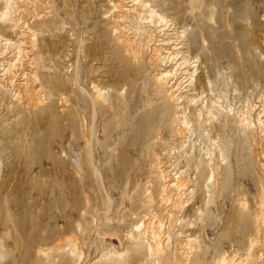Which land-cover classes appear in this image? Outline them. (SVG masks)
Returning <instances> with one entry per match:
<instances>
[{
    "label": "rangeland",
    "instance_id": "obj_1",
    "mask_svg": "<svg viewBox=\"0 0 264 264\" xmlns=\"http://www.w3.org/2000/svg\"><path fill=\"white\" fill-rule=\"evenodd\" d=\"M118 3L0 0L17 20L0 17V63H16L11 79L25 73L30 85L24 95L8 78L0 84V264H155L148 246L159 242V264H264V0H156L171 26L149 29L156 36L134 60L113 28ZM24 29L18 61L16 44L3 43ZM134 29L127 36L139 42ZM182 29L181 52L198 61L177 74L195 78L180 104L188 127L173 119L178 92L156 84L176 60L153 52ZM205 150L222 169L210 164L200 184L184 158ZM159 172L188 175L175 207L162 199Z\"/></svg>",
    "mask_w": 264,
    "mask_h": 264
},
{
    "label": "bare ground",
    "instance_id": "obj_2",
    "mask_svg": "<svg viewBox=\"0 0 264 264\" xmlns=\"http://www.w3.org/2000/svg\"><path fill=\"white\" fill-rule=\"evenodd\" d=\"M120 3H118V5L114 6V8H118L116 10L117 14H114V18H113V24H114V29H115V32H117L119 34V40H118V44L120 43L119 46H121L122 50L124 51V53L126 55H128L129 58H132L133 60L140 57V55L142 54V49L144 47H147V45L149 44L150 41H152L156 35L152 34L149 29H152L153 28V31L155 30H158V32H162L163 30H165L166 27H170L171 24L169 22V20H167V18L161 14L159 12L158 9H156L155 7V2L156 0H119ZM130 3V5H129ZM9 4L6 5L5 7V10L3 12L0 13V17H1V20L3 21H10V22H15L14 24L17 25V20L16 19H11V18H15V17H12L10 18V10H9ZM19 20V19H18ZM20 21V20H19ZM18 21V22H19ZM127 22L128 24L125 25L124 27L121 26L122 23H125ZM13 24V25H14ZM24 24V22H23ZM12 25V24H11ZM15 25V26H16ZM143 25V26H142ZM137 26V28H135ZM18 27V26H17ZM25 27V26H24ZM127 28V29H126ZM132 28L136 31H140L139 32V36L141 38L139 42H133L130 40V38L127 36V32L129 29L132 30ZM16 29V28H15ZM179 29V28H178ZM26 30H21L20 33H18V38L17 40L15 41H12L10 39H5V42L3 43L4 46L6 45L7 48L8 47H13V44H16L15 45V48L17 49V52H18V55H17V59L18 61L21 59L22 56L26 57V54H23L22 56L20 55L21 53H23L25 50L22 49L21 47H23V39H29L30 36L28 34H26L25 32ZM127 31V32H126ZM136 31V32H137ZM185 29H182L181 31H178V30H175V35H177L176 37V43L173 44L172 46L170 47H165L166 45H168V42H170V39L168 38H161L158 41L157 45L153 48V52H154V55L157 56V59L159 60L160 63H166V62H171V61H175V67L174 69H164V70H161L158 72V75L156 77V84H160L162 83L165 84V85H168L170 84V87L172 88V90L174 91H177L178 93L174 96H170L171 98V102L173 103L172 106H174L175 110H173V115H174V120L176 121L177 124H180L182 123L183 127H188L189 126V119H188V113L190 111H187L186 112V106H183V105H180L184 100H186V96L183 95L184 92H187L188 90L185 89L186 87L188 86H193V82L195 81V78H193V75L191 74V72L189 73L190 76L188 77V79H186L185 77V81H180L179 78H181L179 76V78L177 77V74H178V71L181 72L182 69L181 67L182 66H186V65H192V68H195L196 66V62H198L197 60H193L192 62L190 61V59L188 60L183 54V52H181V49H183V47L186 46L187 43H185V39H186V33H185ZM156 32V31H155ZM164 35V34H163ZM145 36V37H143ZM161 37V36H160ZM146 39V40H144ZM20 40V41H19ZM174 41V42H175ZM17 42V43H16ZM170 45V44H169ZM5 46V47H6ZM177 46H180V47H177ZM6 48V49H7ZM190 47H188L189 49ZM120 49V48H119ZM145 50V49H143ZM122 51V52H123ZM4 54V53H3ZM5 57V56H4ZM4 57H0L1 58H4ZM11 57V56H10ZM10 57H7L6 59H9ZM179 57V58H178ZM141 58V57H140ZM181 60L178 62V60ZM1 62V61H0ZM7 62H2L0 63V66H3L5 65ZM174 63V62H173ZM174 66V65H173ZM172 66V67H173ZM16 67V63H9V67L7 69L3 67H0V84L4 82V79L5 78H8L10 80V84H15V82L13 81V79H11V69L15 68ZM11 68V69H10ZM2 71H4L2 73ZM194 71H196V69H194ZM180 74V73H179ZM26 74L24 73L23 76L24 78H20L18 80V82L13 85L14 87V90L17 91V93L19 94H24L26 95L27 93H29V88H30V85H29V82L27 80V77L28 76H25ZM182 75V74H181ZM8 80V82H9ZM184 82H188L187 85L183 86L182 89H181V86H182V83ZM3 85V84H2ZM169 87V86H168ZM192 90H195V88L193 89V87H191ZM171 90V91H172ZM34 92V96H33V99H35L36 101H39L40 100V96H39V92L38 91H33ZM95 92L97 93L96 97L97 98H100L101 97V91L99 89H95ZM172 93V92H170ZM173 94V93H172ZM194 98H189L188 99V103L193 101ZM177 101V102H176ZM179 104V106L176 107V105ZM254 106H251V108H253ZM262 111H263V114L261 115V117L263 116L264 117V105L262 106ZM173 108V109H174ZM204 108H206L204 106ZM207 112H211L210 109H207ZM190 114V113H189ZM201 113L198 112L197 114V117H196V121L197 119L200 117ZM249 115L247 116H243V118L240 119V123L244 126H249L250 122H249ZM190 118V117H189ZM258 124H260L261 127H264V119L261 120V118L258 119ZM200 123V122H199ZM182 127V129H180V125L176 128L177 130L176 131V134L177 135H180L182 136V131L184 130V128ZM175 133V132H174ZM184 133V131H183ZM186 135V134H184ZM181 137V139H183L184 136ZM160 138V137H159ZM185 141L181 140L180 141V145L183 146V143ZM218 146V145H217ZM181 147V146H180ZM171 148V147H170ZM215 148V147H214ZM169 149V148H168ZM172 149V148H171ZM170 149V150H171ZM175 150V149H174ZM222 151V149H218V151ZM184 151V150H183ZM205 154H201L197 157L195 156H191V157H187V158H184L187 165H189L188 167H191V168H195V169H198L197 173H199L200 176H196V178L199 179V177H205L202 173L205 171V169H207L208 167H210L212 165V159L213 157L211 158L209 152L207 150H205ZM218 153L219 154V157H222V153ZM173 152V151H172ZM171 153V151H170ZM203 153V152H202ZM213 153V152H212ZM172 154V153H171ZM170 154V155H171ZM183 154V153H182ZM168 156V155H167ZM176 156V155H175ZM180 157V156H179ZM217 157V162H214L213 165L216 166L215 168H217L218 170V167L219 169L221 168V163L219 162L218 158ZM181 158V157H180ZM173 159V158H172ZM175 159V158H174ZM178 159V158H177ZM216 160V159H215ZM214 161V160H213ZM168 164H173L172 162L171 163H168ZM211 164V165H210ZM212 165V166H213ZM220 165V166H219ZM174 167V165H172ZM168 167V166H167ZM166 167V168H167ZM172 167V168H173ZM176 167V166H175ZM200 167V168H199ZM161 168V167H159ZM171 168V169H172ZM222 169V168H221ZM164 170V169H163ZM211 170V169H210ZM209 170V171H210ZM160 171V170H159ZM166 171V170H165ZM170 171V170H169ZM169 171H167V174L169 173ZM214 172V171H213ZM162 173V172H161ZM159 172V175L160 177L167 183H162L164 185H162L163 189H162V199L163 201L164 200H173L171 201L172 202V206L175 207L179 204L180 200V196L181 194L184 195V191H186V189L188 190V186L190 184V181H189V178H188V175L185 174V172H176L175 174H173V178L171 180H165L166 177H164L165 175L161 174ZM171 173V172H170ZM169 173V174H170ZM220 172H218L219 174ZM172 174V173H171ZM170 174V175H171ZM217 174V175H218ZM203 175V176H202ZM208 175H211L212 177V174H208ZM168 176V175H167ZM171 177V176H170ZM210 177V176H209ZM215 176H213L214 178ZM168 179V178H166ZM201 179V178H200ZM200 179L198 182H200ZM204 179V180H203ZM207 179V175L205 178H202L203 181H205ZM161 181V180H160ZM202 182V181H201ZM200 182V184H202ZM214 182V181H213ZM217 182V181H216ZM225 182V180H224ZM205 183V182H204ZM221 184V183H219ZM222 185V184H221ZM208 187V186H207ZM221 187V186H220ZM223 188V186L221 187ZM221 188H220V191H221ZM192 192V190H191ZM152 194V193H151ZM189 194V193H188ZM151 197V195H150ZM184 197V196H183ZM153 198H155L153 196ZM152 198V199H153ZM151 199V198H150ZM182 199V198H181ZM148 201V200H147ZM165 201V202H167ZM168 201V203H169ZM149 203H152L149 201ZM148 203V204H149ZM181 205V203H180ZM150 206V205H149ZM171 206V207H172ZM180 209V208H179ZM144 223V222H143ZM153 224V223H152ZM147 225V224H146ZM150 226V225H148ZM138 234L136 235L135 238H133V241H130V245L133 244L134 247H135V250L134 252L135 253H139V251H141L142 249V243L144 242L143 241V236L145 235V230H141L140 227H138ZM136 228V229H137ZM158 228V227H157ZM144 231V232H142ZM152 231V230H151ZM148 232V231H147ZM155 233V232H154ZM145 238V237H144ZM189 239V238H188ZM192 240V239H191ZM252 243V242H251ZM250 243V244H251ZM154 244V243H153ZM189 244L190 241H189ZM189 247V245H188ZM150 252L152 254H155L157 257L155 258V260L157 259L156 263L155 264H159L160 261H162V259L164 258V255L166 254V251L165 249L160 245V242L158 244H156L155 246L153 245H149L148 246ZM222 263L224 262L223 259L221 261ZM220 263V262H219ZM225 264V263H224Z\"/></svg>",
    "mask_w": 264,
    "mask_h": 264
}]
</instances>
